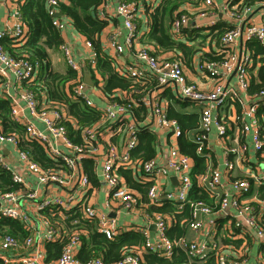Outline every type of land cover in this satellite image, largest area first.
Returning a JSON list of instances; mask_svg holds the SVG:
<instances>
[{
  "label": "built area",
  "instance_id": "built-area-1",
  "mask_svg": "<svg viewBox=\"0 0 264 264\" xmlns=\"http://www.w3.org/2000/svg\"><path fill=\"white\" fill-rule=\"evenodd\" d=\"M137 1L118 0L115 9L111 10L112 0H102V4L97 9L96 15L102 20L110 21L116 16L122 17L124 20V28L127 30L125 42L121 44L117 34L109 39L110 47L115 49L117 54L132 47L138 38L136 20L139 16V6ZM237 1L224 0L222 7H218L214 0H205L206 5L213 11L217 8L215 11L217 14L214 17H209L208 9L199 13L202 19L207 20L208 18L202 26L209 27L217 25L218 11H222L223 17L220 22L229 26V30L220 37L219 44L213 45L214 49L212 51L210 49L208 52L213 54L212 59L206 57L204 53L200 54L198 68L205 78L213 81L211 89H204L196 83L190 82L187 78L185 65L180 60L158 55L148 47H143L138 50L136 65L126 64L116 66V68L118 74L126 79L142 81L150 77L156 79V88L143 93L140 101L149 109V123L140 126L134 115L135 107L139 102L131 96L132 94L117 91L116 95L120 97V101L112 99L105 108L99 110L102 113L100 121L85 127L74 123V128L80 131L82 139L80 145L73 143L68 137L66 124L69 122L70 115L63 105L48 101L45 96L39 102L33 92L24 90L21 98L25 102L26 110L32 118L42 122L46 129L43 131L30 121L25 124V138L27 141L40 144L47 156L55 160L57 165L52 168L41 166L28 151L21 148V138L16 134L4 133L0 124V169L10 171L15 183L26 184L23 176L4 161L2 146L10 143L18 150L17 159L20 164L35 177L38 184L42 186L54 185L60 189L74 188L75 193L70 194L67 198L48 195L40 204V209L56 207L57 209L61 208L62 211L80 212L82 220L94 223L99 233L112 239L118 234L116 220L90 204L89 201L81 200L79 195L86 194L92 185L90 177L83 170V159L95 150V144L102 138L103 131L107 130L108 135L114 131L121 136L125 135V139L122 147L107 143L101 156V177L108 189L107 204L119 202L126 210H132L138 205V196L129 188L120 173V170L124 169L130 170L140 182L145 180L154 182L148 189V199L151 204H162L165 200L173 202L181 208L190 202L189 196L193 188L191 176L193 160L190 156L180 152L177 140L181 135V127L175 119L168 118L166 106L161 102L163 92L172 88L176 97L191 101L198 108L200 128L199 131L190 133V139L197 145L198 152L211 159L210 152L205 151L209 148L208 141L213 132H216L220 137L224 147L223 168L212 167L198 179L199 185L203 189L218 196V210L214 211L212 207L201 201L191 203L193 220L189 227L192 230H205L206 233H214L217 226L215 214L232 207L236 210L234 229H248L254 232L259 239L264 238V219L260 218L256 208L244 200V197L251 192L250 182L245 179H236L232 183L234 195L219 192L222 186V176L227 173L231 174L232 171L240 168L248 158L258 157L264 163V113L262 114L264 90L253 97L248 93L251 82L250 68L255 63V53L249 44L257 42L261 47H264V4L257 8L239 10ZM47 4L49 14L53 17V24L61 35L68 28H74L68 19L57 16L59 14L56 8L57 0H48ZM258 13L261 15V21L254 19ZM191 16L190 13L176 15L171 27V32L176 39L186 38L183 32L185 29L191 28ZM13 17L16 20L12 27L0 31V74L4 75L10 72L20 83L34 81L39 74L38 62H33L25 56H11L1 42L7 35L14 37L20 45L26 41V30L18 5ZM86 45L93 50V55L96 58L97 54L93 49L92 42L87 40ZM60 50L68 66L77 73H82V64L77 60L69 42L63 40ZM96 62V59L90 61L93 69L96 67ZM87 88L80 76L73 87V97L94 108L95 104L90 98ZM12 115L19 122L20 111L14 105L12 106ZM116 124L117 127L114 128ZM234 125L241 126L243 134L251 136L250 143H241L236 139L235 144L228 145L232 140L231 130ZM152 127L163 129L170 136L172 145L169 147L165 166L160 165L156 158L144 161L133 156V151L139 144L140 130H153ZM250 151L253 153L250 154ZM258 168V174H255L252 169L248 170L255 178L264 181V165L262 168ZM171 173L177 175L179 185L175 190L164 193L160 189L159 179H168ZM28 196L36 198L34 192L29 193ZM22 197L23 191H0V220H18L30 232V235L23 241L11 234H3L0 237V261L2 260L6 264H43L46 261L47 250L38 238L43 237L46 242L56 241L61 236L60 230L55 225H49V220L45 217L44 223L48 225V230L42 236L32 233L34 225L31 217L22 210L20 205ZM201 216H205L207 220L204 221ZM154 219L157 227L155 236L152 239L147 237L140 248L137 247L127 253L121 261L114 264H144V253L170 258L176 253V250H182L191 260L199 262L206 261L213 255L216 264H240L237 260L232 259L213 237L205 242L189 240L185 237L173 240L168 235L169 224L165 217L159 214L155 215ZM138 231L149 236L143 228ZM82 235L83 232L80 229L71 233L54 264H107L101 257L90 258L87 261L79 259ZM260 264H264V261Z\"/></svg>",
  "mask_w": 264,
  "mask_h": 264
},
{
  "label": "trees",
  "instance_id": "trees-1",
  "mask_svg": "<svg viewBox=\"0 0 264 264\" xmlns=\"http://www.w3.org/2000/svg\"><path fill=\"white\" fill-rule=\"evenodd\" d=\"M19 8L21 20L26 30V41L19 44L12 36L7 35L1 42L4 49L14 57H28L31 61H37L39 64V74L34 81L21 82L24 90L33 92L39 102L45 96L48 101H54L63 105L71 118H73L80 127L90 126L100 121L102 113L86 105L83 101L73 97V87L71 86V96L66 92V84L77 80L78 73L70 67L66 74L56 72L52 69L49 59V50H58L62 43L61 33L53 24V17L48 11V0H15ZM56 6L63 19H68L74 29L80 34L87 37L92 42L93 49L97 54L98 61L95 68L87 62V68L90 72H98L102 76L107 77L106 84L103 87L107 97L120 101V97L115 93L117 91L132 94L139 103L143 93L153 91L156 88V79L154 77L146 78V80L126 79L120 76L111 62V60L102 51L100 35L108 26L109 21L100 19L96 13L98 7L102 4V0H57ZM203 0H161L160 4L151 12L150 32L145 38L140 37V40L153 44L159 48L160 52H155L158 55L163 53H173V59L180 60L184 65L191 68L192 60L196 55L203 52L204 44L214 49L220 41V37L229 30V26L223 22L220 25L209 26L202 30L185 29L183 34L188 39L184 42L181 39H176L171 32V27L176 15L188 14L180 10L181 6L189 3L199 5ZM239 10L246 8H257L264 4V0H238ZM180 10V11H179ZM207 30L208 33H203ZM200 37V43H196L195 39ZM214 45V46H213ZM249 46L254 50L255 63L250 68L251 82L248 88V93L251 97L255 96L260 91L264 90V47H261L257 42H251ZM206 57L212 59L213 54L207 53ZM5 78L0 74V124L3 132L6 134H16L21 138L20 146L28 151L33 159L44 168L55 167L56 161L49 158L45 153L44 148L37 142L25 141L23 135L25 126L17 122L12 115L13 100L9 96L2 95V86ZM144 85H143V84ZM150 85V88H144ZM144 89V90H143ZM168 99L166 112L168 118L175 119L181 127V135L177 140L178 148L181 153L188 155L194 161L191 172L193 180V188L190 193V202L184 204L181 208L176 209V204L166 201L161 207H156V210L162 213L171 215L174 220V225L168 230V235L172 239L180 238L184 233H179L176 236V227L183 222V227L189 225L192 220L191 203L198 201L204 202L212 208L215 206L214 199L210 193L203 189L198 182L200 176L204 175L214 167L210 165L204 155L197 150V145L190 139L191 132H197L200 128V116L198 111L191 113L182 112L176 109H182L192 106L191 101L183 100L172 94L170 88L163 93ZM162 97V95H161ZM163 98V97H162ZM41 99V100H40ZM264 109L262 110V114ZM138 116V109L136 110ZM264 122V121H263ZM68 129V137L75 144H81L82 139L80 131L75 129L69 122L66 124ZM264 128V125H263ZM159 139L157 133L143 129L140 130L138 147L133 151L135 158L147 161L156 157ZM24 147V148H23ZM209 152L206 150L205 152ZM85 171L90 176L94 185H97V177L94 173V161L90 159L84 160ZM254 164V163H253ZM216 167V166H215ZM126 182L132 186L146 192L150 188L148 185L140 186L135 183L130 170H120ZM151 186L150 183H147ZM22 185L15 183L12 179V173L5 169H0V191H19ZM264 196V190L262 191ZM218 205V202H217ZM216 205V206H217ZM182 211V212H179ZM216 210V208H215ZM178 211V212H177ZM42 214L49 218L60 230V238L56 241L47 242V257L46 262H53L60 256L64 245L67 243L71 233L76 230V226L72 225L71 211H68L67 216L62 218L52 209H42ZM79 213V212H78ZM77 214V213H76ZM79 215V214H78ZM163 215V214H162ZM0 224L7 225L8 232L23 241L29 236L28 231L23 226V223L18 220H0ZM88 231V236L82 237V245L79 250L78 257L82 261H87L90 258L101 257L105 263L114 264L121 261L125 255L137 247H141L147 240V235L136 230L120 233L112 239L107 238L99 233L96 226L92 222L84 221L82 225ZM74 229V230H73ZM144 264H198L199 261L191 260L182 250L176 251L172 257H160L156 254L144 253ZM205 264H215L214 257L207 259Z\"/></svg>",
  "mask_w": 264,
  "mask_h": 264
},
{
  "label": "crops",
  "instance_id": "crops-1",
  "mask_svg": "<svg viewBox=\"0 0 264 264\" xmlns=\"http://www.w3.org/2000/svg\"><path fill=\"white\" fill-rule=\"evenodd\" d=\"M138 6H139V16L136 20L137 28H138V38L135 41L134 45L132 47H128L124 50V52L117 54L116 50L110 47L109 45V39L111 36L117 34L118 41L123 44L125 42V38L127 36V30L124 28V20L122 17L116 16L112 20L109 21L108 26L106 29L102 32L100 35V42L102 46V51L106 54V56L111 60L113 66L116 68V66H122L126 64H134L136 65L137 62V53L138 50L143 47H148L152 52H160L159 48L154 46L153 44H149L147 42H144L143 40H140V37L147 36L150 32V24H151V12L160 4L161 0H138ZM224 0H214V3H216L219 6L222 7V3ZM118 0H112V3L110 5L111 10H114L117 6ZM17 1L13 0H0V31H4L6 29H10L12 25L15 23V18L13 17V13L16 10ZM209 11V17H214L217 13L215 12L217 8H215L213 11L212 8L206 5L205 0H203L198 6L186 3L181 6L180 10H183L185 12H188L192 14V22H191V29H198L202 30L204 28H207V26H202V24L208 20L202 19L201 16H199V13L203 10ZM179 10V11H180ZM258 10V9H257ZM256 10V11H257ZM218 23L217 25H220V19L223 17L222 11H218ZM256 21H261V15L259 13L254 18ZM198 23V24H197ZM198 26V27H197ZM207 30L203 31L205 33ZM62 38L64 41L69 42V44L72 46L75 56L78 61L81 62L83 70L82 73H78V78L81 76L82 79L85 82V77L90 74L92 85H87V92L92 99V101L95 104L94 108H97L98 110H102L106 107L107 103L112 100V98H108L106 93L103 90L104 85L106 84L107 77L102 76L98 72H90L87 68V62L96 59L98 61V58L94 57L93 50L90 49L86 45V41L88 40L86 36L80 34L78 31H76L74 28H68L64 33H62ZM180 40V39H179ZM184 42H188L187 38L181 39ZM204 54H207L210 51V48L206 46V48L202 50ZM62 53L60 49L58 50H49V59L51 62L52 69L56 72L66 74L69 66L66 63L63 54L62 57L59 55ZM173 53H163L161 56L164 57H172ZM200 56L196 55L193 58V62L191 65V68L188 66L186 68V74L187 78L190 82L196 83L198 86L204 89H211L213 86V81L211 79L205 78V75L199 70L198 64H199ZM5 81L4 85L2 86V95L9 96L13 100V105L16 106L20 111V119L19 122L25 126L26 123L32 121L35 123L36 127L46 131L44 125L42 122L36 120L35 118H32L30 116L29 112L26 110L25 102L22 100L21 95L24 92V88L22 87V84L18 82L14 76L7 72L4 75ZM77 80L68 82L66 84L65 92L71 96V86L73 83H75ZM144 81V80H143ZM86 83V82H85ZM143 84V83H142ZM144 85V84H143ZM144 88H150V85H146ZM144 90V89H143ZM172 94H175L173 89H170ZM164 93V92H163ZM117 94V92L115 93ZM165 95L162 94L161 102L167 106L168 99L167 97H164ZM41 100V99H40ZM138 109V116L136 115V110ZM176 109L181 110L182 112L191 113L194 111H198V108L195 104L188 108H180L176 107ZM135 119L139 121L140 126H145L149 123V109L146 108L142 102L138 103V105L135 107L134 110ZM76 121L69 118V123L74 127ZM117 127L114 126V128ZM151 131L157 133L158 139H159V145L157 148L156 153V159L159 162L160 165H166L168 160V152L169 147H171L172 143L170 140V136L166 133L165 130L160 128H154L152 127ZM47 133V132H45ZM23 139L25 141V133L23 135ZM124 139L125 135L121 136L119 134L114 133V131L111 133V135H108V131L105 130L102 133V138L100 141L95 144V150L88 155L86 158L83 159L82 167L85 171V159H90L94 161V173L97 177V185H94L92 183L90 190L82 195L80 194L79 197L81 200H87L90 204L98 207L100 210L108 214V216L112 219L116 220V227L118 230V234L136 230L144 229L146 232H148L151 239L153 238L151 236V227L153 225L156 226V220L154 219L155 215H162L165 217L166 221L169 224V229L174 225V220L169 214H164L156 210V207H161L166 201L164 200V203L162 204H151L150 200L148 199V189H146V192H142L140 189L132 186L127 183L129 188L133 190L134 194L138 196L139 202L138 205L133 208L132 210H126L119 202L107 204V188L105 184L102 181L101 177V171L102 167L100 164L101 156L104 153V147L107 146V143H113L117 146H124ZM231 141L228 143V145L235 144V140L238 139L239 142H248L250 143L251 136H246L243 134L241 130V126H233L231 130ZM208 150L211 154L210 165L216 166V167H222L223 168V153H224V147L223 143L220 139V137L216 134V132H213L210 134V139L208 141ZM24 148V147H23ZM67 151V149H64ZM253 151H250L251 154ZM248 153V154H249ZM18 150L17 148L10 144H3L2 146V155L4 157V161L6 164L12 166L16 172L21 174L23 178L25 179L26 184L22 185V188L19 191H23V197L21 199L20 205L22 207V210L28 214L33 222L34 229L33 232L36 236H42L47 230L48 225L44 223V214H42L40 209V204L43 202V200L48 196H60L62 198H67L70 194L75 193L73 191L74 188L71 189H60L57 186L50 185V186H42L37 183L35 177L31 175L26 168L20 164V162L17 159ZM254 163V164H253ZM194 165V161H193ZM264 163L258 158V157H251L245 160L240 168L234 170L231 172V174L227 173L222 176V186L219 190V192L223 194H229L234 195V189L232 187V183L236 179H245L250 182L251 185V192L248 194V196L244 197V200H246V203H248L250 206H253L256 208L258 215L260 218L264 219V196L262 191L264 190V181H260L259 179L255 178L248 169H252L255 174H258V167L262 168ZM224 171V170H223ZM86 172V171H85ZM132 173V172H131ZM88 174V173H87ZM133 175V174H132ZM89 176V175H88ZM123 176V175H122ZM90 177V176H89ZM124 177V176H123ZM135 183H139L140 186L153 184L154 182L150 180H145L144 182H140L137 177H134ZM138 180H137V179ZM125 179V178H124ZM91 180V179H90ZM160 180V189L167 193L169 191L175 190L178 185V177L175 173H171L168 179L162 178ZM126 181V179H125ZM73 187V186H72ZM48 188V189H46ZM34 192L36 194V198H30L28 196L29 193ZM210 196L214 199L215 206L213 207L214 211L218 210L217 202H218V196H215L210 193ZM176 209L177 204L175 205ZM211 207V206H210ZM216 208V210H215ZM53 210L62 218H65L67 216V212L65 210H61V208L53 207ZM178 212V211H177ZM179 212H182L179 210ZM235 212L236 210L232 207H229L225 211H218V214L216 213L214 217H217V226L214 230V233H206L205 230H192L189 225H186L183 227V222L180 223V226L176 227V236H178L179 233H184L182 237H185L189 240L199 241V242H205L209 241L210 238H214L216 242H218L222 248L230 255L232 259L237 260L240 262V264H260V262L264 261V238L259 239L256 234L252 231H249L248 229L243 230H236L234 229L235 225ZM72 216L74 218L72 219V225L76 226L74 229H80L83 232L82 237L88 236V231L83 228L84 220H82L80 212L77 211H71ZM77 213V214H76ZM79 214V215H78ZM49 220V225H54L51 223L49 218H45ZM201 219L204 221L207 220L205 216H201ZM193 220V215H192ZM191 220V222H192ZM190 224V223H189ZM9 227V226H8ZM7 225L0 224V237L8 232ZM73 229V230H74ZM153 229V228H152ZM141 232V231H140ZM145 232V231H144ZM154 236L157 232V227L153 229ZM29 235L30 232L28 231ZM117 234V235H118ZM181 238V237H180ZM172 239V238H171ZM178 239V238H176ZM173 239V240H176ZM40 243H42L43 247L46 248V241L43 240V237L38 238ZM180 251V250H176ZM214 257L213 255L210 257ZM144 259V255H143ZM215 259V257H214ZM207 261V260H206ZM206 261L198 262V264H205ZM0 264H6L4 261H0ZM12 264H18V263H12ZM43 264H54L53 262H44ZM192 264V263H188ZM216 264V261H215Z\"/></svg>",
  "mask_w": 264,
  "mask_h": 264
},
{
  "label": "water",
  "instance_id": "water-1",
  "mask_svg": "<svg viewBox=\"0 0 264 264\" xmlns=\"http://www.w3.org/2000/svg\"><path fill=\"white\" fill-rule=\"evenodd\" d=\"M57 16H61V13L57 14ZM85 82L86 84L88 85H92V80H91V76L90 74H88L86 77H85ZM156 226L153 225V227H151V236L154 237V232H153V229L155 228ZM153 228V229H152Z\"/></svg>",
  "mask_w": 264,
  "mask_h": 264
},
{
  "label": "rangeland",
  "instance_id": "rangeland-1",
  "mask_svg": "<svg viewBox=\"0 0 264 264\" xmlns=\"http://www.w3.org/2000/svg\"><path fill=\"white\" fill-rule=\"evenodd\" d=\"M206 33H208V32H206ZM200 37H197L196 39H195V41H196V43H200L201 41H200ZM206 46H207V42H205V44H204V49L206 48ZM61 51V50H60ZM61 57H62V53H60L59 54ZM186 66V65H185ZM187 67V66H186ZM190 68V67H189ZM73 119V118H72Z\"/></svg>",
  "mask_w": 264,
  "mask_h": 264
}]
</instances>
